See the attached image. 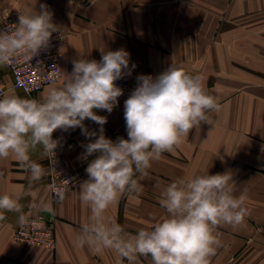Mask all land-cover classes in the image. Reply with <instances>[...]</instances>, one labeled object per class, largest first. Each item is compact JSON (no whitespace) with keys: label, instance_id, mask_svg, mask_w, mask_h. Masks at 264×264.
Here are the masks:
<instances>
[{"label":"crops","instance_id":"obj_1","mask_svg":"<svg viewBox=\"0 0 264 264\" xmlns=\"http://www.w3.org/2000/svg\"><path fill=\"white\" fill-rule=\"evenodd\" d=\"M46 4L53 22L66 33L62 46V76L36 95L11 87L12 76L0 65V79L9 89L5 95L42 100L52 87H61L73 60L101 59V51L124 49L130 54L131 76L156 75L171 64L200 74L207 90L218 98L219 109L210 114L211 124L202 123L171 152L153 161L141 181L142 192L126 194L106 211V219L119 223L129 234L165 218L159 205L160 192L177 178L230 173L234 194L246 193L250 215L235 228L217 229L221 246L210 264H264V0H0L2 17L39 10ZM122 95L106 116V137L127 139ZM96 111V110H94ZM89 131L99 125L85 121ZM60 140L58 158L66 172H81L86 180L88 161L82 159V144L88 139L79 128L54 132ZM94 139V138H93ZM93 157H88L91 160ZM31 159L41 164L45 175L30 192L29 173L12 156L0 159V195L20 198L25 216L52 219L54 249L29 246L14 239L16 213L5 212L0 219V264H128L112 250L94 253L77 247L75 238L89 221L90 210L79 198V184L62 202L51 193L48 157L37 150ZM51 203L54 215L44 212L40 202ZM137 264H152L139 257Z\"/></svg>","mask_w":264,"mask_h":264},{"label":"clouds","instance_id":"obj_2","mask_svg":"<svg viewBox=\"0 0 264 264\" xmlns=\"http://www.w3.org/2000/svg\"><path fill=\"white\" fill-rule=\"evenodd\" d=\"M89 3L95 6L96 0ZM58 31L46 4L39 10L18 12L14 27L0 30V65L9 64L18 54L29 61L39 56ZM129 58L124 49L101 51L99 61L79 57L73 60L72 71L65 73L63 85L50 88L42 100L0 96V159L12 156L28 171L27 194L45 175L31 154L39 150L42 158L55 157L61 145L53 133L79 128L89 141L81 145L88 178L79 184V198L90 217L75 245L94 253L112 250L128 264H137L139 257L150 258L152 264H210L221 246L217 229L235 228L250 215L247 195L234 194L230 173L207 172L171 181L159 196L165 218L135 234L106 219V211L121 197L142 192L141 181L153 161L179 147L194 128L211 124L210 114L219 109L218 98L207 90L202 75L171 64L155 77H136L137 85L124 101L127 139L113 141L104 134L107 117L97 111L111 114L118 105L123 89L116 81L131 76L135 68L129 67ZM86 120L99 125V131H89ZM55 194L62 202L65 188H56ZM39 206L54 215L51 203L41 201ZM5 212L16 213L18 223L25 225L20 198L0 195V219Z\"/></svg>","mask_w":264,"mask_h":264},{"label":"built area","instance_id":"obj_3","mask_svg":"<svg viewBox=\"0 0 264 264\" xmlns=\"http://www.w3.org/2000/svg\"><path fill=\"white\" fill-rule=\"evenodd\" d=\"M18 19L13 16L1 18L0 30L7 26H13ZM66 40V33L60 29L54 32L51 37L50 45L46 50L41 51L40 55L32 60H27L23 55H17L9 64L5 65L12 76L11 87L24 91L29 95H36L48 85L59 82L62 76L61 61L63 58L62 46ZM117 85L123 89V95L129 96L136 87L137 81H126L120 79ZM10 86L5 80L0 79V96L6 94ZM53 138L57 139L55 133ZM56 149L55 157H48L49 182L51 193L57 199L55 189L64 187L66 193L74 189L81 180V172H66L60 164ZM26 222L23 227L20 224L14 230V239L29 246H40L54 249L56 245L55 228L52 219H46L42 215L25 216Z\"/></svg>","mask_w":264,"mask_h":264},{"label":"rangeland","instance_id":"obj_4","mask_svg":"<svg viewBox=\"0 0 264 264\" xmlns=\"http://www.w3.org/2000/svg\"><path fill=\"white\" fill-rule=\"evenodd\" d=\"M77 1L83 2L84 0H77Z\"/></svg>","mask_w":264,"mask_h":264}]
</instances>
